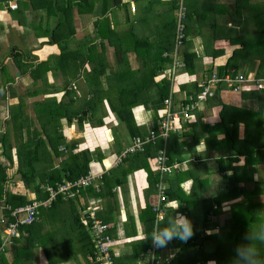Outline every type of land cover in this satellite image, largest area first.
Returning a JSON list of instances; mask_svg holds the SVG:
<instances>
[{
  "label": "crops",
  "instance_id": "0c3cea01",
  "mask_svg": "<svg viewBox=\"0 0 264 264\" xmlns=\"http://www.w3.org/2000/svg\"><path fill=\"white\" fill-rule=\"evenodd\" d=\"M51 1L33 0L30 3V0H0V138L3 134L8 137L6 142H0V164L8 169L5 189L13 194H24L28 201L37 200L38 198L34 191L24 188L16 172L19 166L16 147L23 143L27 137L35 136L39 130L34 105L42 99L37 96V93L31 87L45 85L49 93L48 99L56 98L59 100L63 95L62 89L65 87V80L60 72H49L38 81V84L34 85L30 77L32 68H20L18 65L27 63L36 66L50 54L55 55L52 51H50L51 53L48 52V46L44 44L47 43L49 37L43 35L46 29L56 26L60 17L54 15L55 5L52 6ZM78 1L81 3L83 0H76L74 3ZM87 1L90 3L93 1L94 3L92 14L79 15L76 7L72 9L75 39L92 38L93 23L101 16L104 0ZM116 1H119L120 5L108 15L110 17V28L122 25L123 31L126 30V32L132 33L134 37H138L137 39L146 38L147 41L158 44L159 40L161 42L160 34L164 33L169 23L174 22L169 11L172 7V0ZM216 1L219 4L223 1L227 3V0ZM53 2L55 1L53 0ZM62 2L63 0H60L61 4ZM9 3H15L17 9H9ZM192 3H195L198 7L201 6L203 9L206 6L209 8V5L215 4L204 0H192ZM211 19L201 20L194 24L190 23L184 50L194 53L197 60L194 74L188 75L182 69L176 76L173 88L175 112H180L183 100L193 96L194 87H202V91L206 82L211 80L214 75L217 76L218 68L226 64L233 50L237 48L228 47L224 40L219 39L215 40L218 41L216 42L215 51L220 49V52L217 55L213 54L215 51L211 50V44L213 43L210 37ZM227 20L230 21L229 17H227ZM217 21L218 19L214 23L216 24ZM224 22L222 20L221 26L224 25ZM78 24L81 26L80 30L84 31H80V34L77 33L76 27ZM88 26L91 27V32L86 29ZM230 26V23L227 24V27ZM132 34H124L123 40L129 42L133 38L130 36ZM113 41L115 42V40ZM113 51V48L107 49V60L110 63L113 62ZM128 58L131 67L136 69L138 63L135 54H128ZM17 61H20V63H17ZM83 68L88 70L89 66L85 64ZM167 70L168 65L155 78V81H162ZM82 72L81 70L80 73ZM240 74L243 73L240 72L237 75ZM81 78L82 75L79 74V80L72 84V87L79 93L80 98L84 96ZM102 80L104 81L103 78ZM27 84L30 85L25 87ZM261 85L262 87L258 88L257 84L252 82L234 83L232 86L227 85L225 82L210 84L209 88L213 96L207 97L205 101L198 103L195 109L190 110L188 119H183L179 115L176 121V126H179V129L174 133L183 132L185 137L181 141L189 144L190 147L189 149L184 148L186 153L181 154L180 160L175 161L174 159V162L169 165L172 167L170 173L161 175L158 171L160 180L157 191L150 195H147L150 182L149 175L150 173L152 175L156 173V167L151 158L147 160L148 170L142 167L136 170L134 169L135 164L127 161L123 163V160L119 164H115L117 157L130 145L132 138L128 135L124 125L110 111L106 101L103 102L106 115L103 118V124L99 127L91 126L86 120L80 129L76 123L68 124L66 119H61L62 133L67 141L81 140L76 149L73 150L74 153L89 151L92 158L88 165V171L91 168L96 173H102V178L99 182H96L99 191L88 188L82 190L79 197L64 201L65 205L61 209L58 208L52 212L47 228H43V233H47L50 238L49 244L66 243L69 251H71V254L64 255L65 258L60 260L58 264H83L79 252L80 242L77 238L70 237L69 214H71L73 205H75L79 214L91 208L98 215L99 212L105 209L107 204L115 205L116 203L117 209L111 225V237L114 241L113 253L115 259L121 261L120 264H151L152 256L155 260L154 264H171L179 251L176 246H173V242L179 240H173L167 248L160 250L158 256V249L155 248L154 250L153 246L147 252H142L143 242L151 223L150 213L143 211L147 205L154 206L156 222L162 220L166 215L163 208L175 212L179 206L177 211L192 221L194 230L192 247L187 249L192 253L191 259L177 261L176 264H233L234 250L237 245L245 242L243 240L244 235L249 230L264 226V163L257 160L246 162L242 156L236 157V161L231 162L235 153H233V148L226 142L224 132L219 130L206 131L204 126L209 124L212 127L213 124L219 121L220 103L258 111L259 101L253 96L244 99L241 97V93L256 89L264 95V92H261L264 91V83H261ZM103 86H106L105 83H103ZM231 87L234 88L231 89ZM57 90L59 92L52 94ZM163 111V105L157 111L143 106L132 109L136 126L144 137L158 124ZM262 111L264 114V102ZM11 117L16 119L15 123H11ZM192 135H197L196 141L192 142ZM40 137L48 146L45 135L40 133ZM243 137L244 128L240 125L236 134V141H239V143L235 146V150L236 147H241L240 143ZM21 140L23 142H20ZM3 145L8 148L11 147V160L3 156ZM61 150L63 149L61 148ZM65 158L66 155L63 159ZM61 160L53 158V165L57 166ZM232 167H236L237 177L232 178L234 175L231 170ZM37 169H40V167L37 166ZM126 171H128V175L124 179L123 172ZM109 172L111 173L108 176L111 180L110 183L115 184L121 181L122 185L115 187L113 185L111 189L113 196L109 199L93 195L89 189H93L96 194L100 193L103 186V176L108 175ZM168 177H170V180ZM39 182L37 178L34 186L39 184V191L43 192L42 187L46 184ZM235 182L241 188L239 191L232 189ZM159 184L163 186L164 193L171 186V188L180 191L179 195L187 201H167L161 209L163 201L159 199ZM218 202H220L219 205ZM70 203H73V205ZM2 212L3 206L1 205L0 219L3 217ZM173 215H169L167 221L171 220ZM62 217L65 218V221ZM58 231L59 235L57 236ZM39 247L41 246L33 250L34 264L43 263L42 251ZM138 250L141 252L134 258L133 254ZM72 251H76V254ZM5 257L7 263L10 264L12 262L10 253H6Z\"/></svg>",
  "mask_w": 264,
  "mask_h": 264
},
{
  "label": "trees",
  "instance_id": "16d2710c",
  "mask_svg": "<svg viewBox=\"0 0 264 264\" xmlns=\"http://www.w3.org/2000/svg\"><path fill=\"white\" fill-rule=\"evenodd\" d=\"M32 1L30 0V3ZM54 1H51L52 6L53 4L55 5L53 13L56 17L58 15L60 17L56 26L46 29L43 35L49 37L47 43L44 44L48 46V52L52 51L55 55L50 54L36 66L17 61V63H20L18 65L20 68H32L30 70V77L35 83L49 72H60L62 78L64 77L65 80V87L62 89L63 95L59 100L51 98L43 101L44 103L38 102L34 105L37 110L40 109V111H36L39 130L35 136L27 137L24 142L21 140L20 142L23 143H20L16 147L19 163L16 172L24 188L34 191L39 200L46 199L47 194L39 191V184L34 186L37 178L40 181L39 183H45L52 187L60 183L63 179L73 181L87 174L88 165L92 158V154L86 150L74 153L73 150L76 149V146L81 140L73 139L67 141L62 133L61 119H66L68 124L76 123L80 129L86 120H88L91 126L99 127L103 124V118L106 115L103 106V102L106 101L110 111L124 125L128 135L132 139L144 137L140 129L136 126L132 109L137 106H143L144 108H152L154 111H157L161 105L164 107V100L169 96L170 81L167 77L164 76L165 78L160 82H156L155 78L159 76L167 65L169 67L171 63L169 55L174 51L177 13L180 2V0L171 1L172 7L169 11L174 22L172 24L169 23L164 33L162 35L160 34L161 42L159 40L157 44L147 41L146 38L137 39L138 37H134L132 33L126 32V30L123 31L122 25L110 28V17L108 15L120 5L119 1L116 0H104L101 16L93 23L92 38L75 39L72 9L76 7L79 15L92 14L94 12L93 1L90 3L87 0H83L81 3L80 1L74 3L76 0H63L62 4L60 0ZM182 1L186 9L185 17L182 21L186 37L188 36L190 23L194 24L201 20H209L212 16H215L213 17L214 20L211 19L210 23V37L213 42L211 44V50L213 52L216 50V42L218 41L215 40L219 39L224 40L228 47H237L233 50L226 64L218 68L217 76L219 78L229 77L230 79H234L241 72L245 79L251 78L255 81L264 79V0H231V6L219 4L216 0H204L215 3L214 5H209V8L206 6L204 9L192 3V0ZM219 15H224L226 19L229 17L230 21H226L225 19V25L223 26L215 24L214 21ZM229 23L231 26L227 27ZM124 34H132L130 36L133 38L131 37L132 39L129 42L127 40L124 41ZM186 41L183 42L184 44L179 48L178 52L184 64V71L188 75H192L194 74L197 59L194 53L184 50ZM108 48H113L114 50L112 63L107 60ZM218 52H220V49H217L213 54L217 55L219 54ZM130 53L135 54L138 63L136 69L131 67L128 58V54ZM164 55L167 56L165 57ZM85 64L89 66L88 70L83 68ZM81 70L83 71L82 73H80ZM79 74L82 75L81 80L83 81L84 88L83 98L85 100L82 102V106L76 107L75 104L79 99V94L72 87V84L79 80ZM102 78H104V81ZM103 83H105V87ZM201 89L202 87H194V91L192 92L193 96L198 94ZM57 92L59 91H55V93ZM252 96L259 101L258 111H251L244 107L237 108L220 103L219 121L213 124L214 126L212 127L209 124L204 126L206 131L219 130L224 132L226 142L233 148V153H235L231 162L236 161V157L242 156L246 162H254L257 160L264 163V114L262 111L264 95L260 93V90L256 89L241 93V97L244 99ZM186 100L187 98L182 102ZM84 112H86V116L83 115ZM161 119L162 116L158 124L154 127L157 135L159 133ZM15 120L11 117V123H15ZM240 125L244 128V137L240 143L241 147H236L235 150V146L239 143V141H236V134ZM39 132L45 135L48 146L40 137ZM184 137L185 134L183 132L169 133L165 144L168 165H171L174 159L175 161L180 160L181 154L186 153L184 148L189 149V144L181 141ZM7 139L6 134H3L1 135L0 142H6ZM196 140L197 135H192V142ZM3 146V156L11 160V147ZM162 147L163 140L158 138L154 144H147L143 152L125 157L123 163L127 161L135 164L134 169L136 170L141 167L148 170L147 160L151 158L155 165L157 152ZM65 155L66 158L63 159ZM53 158L55 160H62L58 162L57 166H54ZM37 166L40 169H37ZM7 170V168L2 167L0 164V206H3V217L7 223H10L13 222V219L10 217V212L13 209L26 205L29 201L24 194H13L5 189V182L8 177ZM231 170L234 172L232 178L237 177V173L235 172L236 167H232ZM110 174L109 172L108 175L103 176V186L100 193L96 194L93 189H89L93 195H99L109 199V197L113 196L111 192L113 185L114 187L122 185L121 181L111 184L110 177H108ZM127 175L128 171L123 172L124 179ZM149 178L150 182L147 195L157 191V185L160 180L157 168L156 173L154 175L150 173ZM168 178L170 180V177ZM235 184L232 189L239 191L241 188ZM179 193L180 191L169 186L164 193V201L161 209L167 201H187ZM77 197H79V194ZM64 201L70 200H64L59 196L52 202L49 208H42L40 210L41 217H39V221L31 225L18 227V235L12 238L4 247L1 245L3 227L0 225V249L2 248L0 252V264H8L5 257L6 253H10L12 256V262L10 264H34L33 250L38 246H41L39 248L42 251V264H58L60 260L65 258L64 255L71 254L68 244H49L50 238L48 234L43 233V228H47L45 226H47L48 220H51L50 216L52 212L58 208L61 209L65 205ZM70 204L73 205V203ZM116 204H107L105 209L97 215V218L108 227L107 234L110 237L112 234L111 225L113 224L117 209ZM217 204L219 205L220 202ZM73 206L71 214H69L70 237L77 238L78 242H80L79 252L83 264H97L93 258L94 246L92 239L82 222L81 214L77 212L75 205ZM153 207L147 205L146 209L143 210L151 215V223L146 237L151 236L157 225L164 227L168 223L167 218L169 215L175 213L170 209L166 210L163 208L166 215H164L162 220L156 222V212L153 210ZM62 219L65 221V218L62 217ZM143 243L144 248L142 252H147V250L152 248L150 238L147 240L145 238ZM173 246H176L179 251L171 264H176L177 261L191 259L190 256H192V253L187 251V249L192 247V238L186 243L181 241L173 242ZM158 250L157 256L160 254L161 249ZM72 252L76 254V251ZM140 252L139 250L134 252L133 257L136 258ZM111 254L115 264H120L121 261L115 259L113 248Z\"/></svg>",
  "mask_w": 264,
  "mask_h": 264
},
{
  "label": "built area",
  "instance_id": "2783aa9c",
  "mask_svg": "<svg viewBox=\"0 0 264 264\" xmlns=\"http://www.w3.org/2000/svg\"><path fill=\"white\" fill-rule=\"evenodd\" d=\"M9 9L15 10L17 6L15 3L8 4ZM185 7L183 6V1L180 0L179 8L177 13V26L175 32L174 41V51L169 55L171 58L170 66L168 67L165 77L170 81V93L169 96L164 100V111L162 114V119L160 121V129L158 135L155 133L154 129L149 132L146 137H136L132 139L129 146H127L121 154L117 157L115 164H119L125 157L131 154L141 153L144 151V147L147 144H154L158 138L163 140V147L157 152L155 158V167L161 175H166L170 173L172 167L167 164L168 157L166 153V140L170 132L178 131L179 126H176V121L179 115L183 119L189 118L190 110L197 107L198 103L205 101L207 97L213 96L209 85L212 83L225 82L227 85L232 86L234 83L242 84L247 82L256 83L258 88H261V83L263 80L255 81L254 79H245L242 75H237L234 79L229 77L218 78L213 76L211 80L207 81L205 87L195 96L187 97V100L183 104L181 103L180 112L174 111L173 107V88L175 84V79L178 72L184 68V64L181 61L179 48L183 46V42L187 40L184 34V25L182 21L185 17ZM184 40V41H183ZM165 57L167 55H164ZM164 77V78H165ZM260 83V84H259ZM102 178V173H96L91 168L86 175L80 176L73 181H67L63 179L60 183H57L54 187L50 185H45L42 187L43 193L47 194V198L33 199L29 201L26 205L20 206L13 209L10 212V217L13 222L7 223L4 217L0 219V225H2L3 230L1 233V245L6 246L10 240L18 235V227L31 225L39 221L40 210L42 208H49L57 197H62L64 200L74 199L82 190L88 188H94L99 191V186L96 182H99ZM159 199L164 201V189L161 184L158 186ZM81 219L84 226L87 228L90 238L92 239L94 252L93 258L97 264H115L111 250L114 246L112 238L107 234L108 227L97 218L94 209L88 208L81 212ZM4 236V237H3ZM155 250V248L153 247ZM2 248L0 249V252ZM151 264H154L155 260L153 256L150 260Z\"/></svg>",
  "mask_w": 264,
  "mask_h": 264
},
{
  "label": "clouds",
  "instance_id": "9594fccd",
  "mask_svg": "<svg viewBox=\"0 0 264 264\" xmlns=\"http://www.w3.org/2000/svg\"><path fill=\"white\" fill-rule=\"evenodd\" d=\"M179 207L164 227L157 225L151 236L146 237L154 248L165 249L173 240L186 243L194 235L192 221L177 211ZM243 240L234 250L233 264H264V226L249 230Z\"/></svg>",
  "mask_w": 264,
  "mask_h": 264
},
{
  "label": "rangeland",
  "instance_id": "374dc122",
  "mask_svg": "<svg viewBox=\"0 0 264 264\" xmlns=\"http://www.w3.org/2000/svg\"><path fill=\"white\" fill-rule=\"evenodd\" d=\"M229 3H231L232 4V1L231 0H227V3H225L224 1L223 2H221V4L222 5H225V4H229ZM231 4H230V6H231ZM35 7V6H34ZM35 9H36V7H35ZM233 11V10H232ZM212 16V15H211ZM213 17H215V16H212V20H214V18ZM217 19H218V21H217V25H219V26H221L222 25V20H224L225 21V19H226V17L224 16V15H219V16H217ZM227 20V19H226ZM220 23V24H219ZM124 24V23H123ZM224 25H225V23H224ZM77 33H79L80 34V31L81 32H84V31H82V30H80V28H81V26H79V24L77 25ZM88 31H90L91 32V27H87L86 28ZM111 55V54H110ZM255 64H256V62H255ZM1 73V72H0ZM240 75H242V74H240ZM56 79V78H55ZM104 79V78H103ZM249 80H252L251 78L249 79ZM60 82H61V80H60ZM34 83V85L35 84H38V81L35 83V82H33ZM30 84H27L25 87H28ZM32 88V90L34 91V92H36L37 93V96L40 98L41 97V99H42V101H38L39 103H44L43 101H46L47 99H48V95H49V93H48V90H47V88L45 87V85H41L40 87H31ZM42 91H44V92H42ZM39 92L41 93L40 95H39ZM55 92H53L52 94H54ZM56 94V93H55ZM79 94V93H78ZM87 98V97H86ZM85 99L83 98V97H81L80 98V96H79V99H78V101H77V103L75 104V106L76 107H79V106H82V102L84 101ZM39 109V108H38ZM34 111H40V109L39 110H37L35 107H34ZM16 112H18V111H16ZM15 112V113H16ZM23 188V187H22ZM21 189V188H20ZM22 191V190H21ZM45 227H47V226H45ZM59 230V229H58ZM59 235V231H58V233H57V236ZM57 236H55V237H57ZM4 237V236H3ZM58 239V238H57Z\"/></svg>",
  "mask_w": 264,
  "mask_h": 264
},
{
  "label": "water",
  "instance_id": "95a60500",
  "mask_svg": "<svg viewBox=\"0 0 264 264\" xmlns=\"http://www.w3.org/2000/svg\"><path fill=\"white\" fill-rule=\"evenodd\" d=\"M261 92H264V91H261ZM83 115H86V113L84 112Z\"/></svg>",
  "mask_w": 264,
  "mask_h": 264
}]
</instances>
